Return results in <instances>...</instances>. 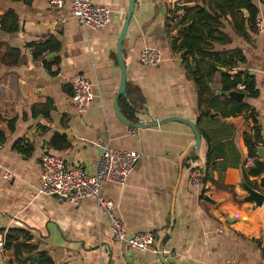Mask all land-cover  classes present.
Segmentation results:
<instances>
[{"label": "crops", "instance_id": "0c3cea01", "mask_svg": "<svg viewBox=\"0 0 264 264\" xmlns=\"http://www.w3.org/2000/svg\"><path fill=\"white\" fill-rule=\"evenodd\" d=\"M175 1L137 0L123 56L128 84L146 99L144 113H136L138 123L171 117L195 122L202 136L199 154L192 150L195 135L185 124L171 122L133 132L115 114L122 81L117 46L130 0H92L113 11L110 26L96 31L72 18V0H66L63 10L44 0H0V246L16 228L28 233L29 245L37 248L31 256L23 252L21 262L14 251L4 249L0 264H39V253L48 254L54 264H163L156 246L171 228L172 218V233L162 244L171 264H264V203L248 201L243 186L264 194V174L249 175L245 142L257 128L263 157L253 158L263 161L264 40L250 24L249 12L241 10L221 20L222 35H214L204 56L174 51V41L180 38L176 16L183 15L174 9ZM217 2L205 0V5L220 14ZM252 2L264 17V0ZM35 46L43 51L37 59ZM145 48L159 50L163 63L143 66L140 56ZM11 50L19 51L16 62ZM77 74L88 79L95 96L83 115L72 102L70 81ZM239 75L241 80H255L256 97L246 89L231 88ZM234 90L245 94L242 102L228 97ZM125 99L119 101L123 118L138 124L122 112ZM241 104L248 109L224 115ZM104 146L140 154L126 184H103L101 196L114 202V215L129 235L155 236L150 251L117 243L95 198L75 206L39 194L46 155L94 175ZM191 155L199 160L193 162ZM192 168L203 169V175L207 171L201 189L190 183ZM5 170L11 179L3 177Z\"/></svg>", "mask_w": 264, "mask_h": 264}, {"label": "built area", "instance_id": "2783aa9c", "mask_svg": "<svg viewBox=\"0 0 264 264\" xmlns=\"http://www.w3.org/2000/svg\"><path fill=\"white\" fill-rule=\"evenodd\" d=\"M44 1L57 10H63L66 7V0ZM70 14L83 28L94 31L110 26L113 19L111 9L97 6L92 0H72ZM255 27L264 40V17H258ZM163 61L162 53L157 49L145 48L141 51L140 62L143 66L158 67ZM70 85L76 113L78 115L87 113L95 98L91 83L85 76L77 74L71 79ZM238 88L242 91L246 89L243 85H239ZM261 88L264 91V68L261 74ZM133 132H136L135 129ZM139 158L138 152L114 150L104 146L96 173L91 175L82 167L69 166L60 157L46 155L42 159L39 194L57 198L75 206L80 205L86 199L95 198L100 211L108 217L111 223L114 240L117 243L140 252L150 251L155 245V236L152 233L129 235L127 226L114 215V202L106 201L101 196L103 184L112 183L119 186L126 184ZM254 164V158L249 157L247 167L251 169ZM2 175L8 180L13 177L7 170L3 171ZM190 183L198 189L203 187L204 175L201 170L191 171ZM4 252V247L0 246V253Z\"/></svg>", "mask_w": 264, "mask_h": 264}, {"label": "trees", "instance_id": "16d2710c", "mask_svg": "<svg viewBox=\"0 0 264 264\" xmlns=\"http://www.w3.org/2000/svg\"><path fill=\"white\" fill-rule=\"evenodd\" d=\"M10 2H19L21 0H7ZM203 4L198 7L190 8L183 13L181 18L176 16L178 19V24L176 25V29H180V38L181 42L178 44L179 39L174 41L173 49L174 51L183 52L187 51L188 54H199L200 56H204L206 51L211 48L209 44L210 41L214 40V35L218 33V35H222L220 29L222 28L221 20L226 17L228 13H231L232 16L235 17L236 14L240 13L241 10H246L250 14V24L256 30V21L259 17V10L257 6L252 2V0H219L215 4L216 9L221 11L220 14L215 13L213 6L210 5L209 8L205 5V0H184L186 4ZM2 29V28H1ZM219 41V39H215ZM16 53L15 57H13V61L16 62L17 58H19L18 50H11ZM43 51H41V47H34V57L37 59L41 57ZM211 74L215 72V67L211 65L210 69ZM239 85H244L246 87V92L251 97H256L258 91L256 90L255 80L249 76H246L244 80H241V75L231 82V88L236 89ZM230 88V87H228ZM227 88V89H228ZM123 107H126L123 109ZM146 107V99L143 96L140 89L127 84V98L122 100L121 108L122 112L129 117V119L138 123L139 120L136 118V113L142 112ZM247 104H241L235 107L229 113H224V115H236L244 112L248 109ZM126 109V110H125ZM124 110V111H123ZM246 146L249 150L250 157L258 158V151L260 148V143H262V139L259 136V131L255 130V135H246L245 136ZM189 159H192L193 162L198 161L195 155H191ZM211 161H207L206 167L210 166ZM186 166V165H185ZM196 168H192V171ZM198 170H203L201 168H197ZM207 170V168H206ZM264 174V160H256L254 167L249 170V175L258 177ZM207 171L204 173V181L208 179ZM262 187L264 189V179L262 181ZM31 236L19 229L12 228L8 231L4 239V249L14 251L15 257L18 262L23 260V252L27 255L31 256L33 253L37 251V248L29 245L31 241ZM262 254L264 256V248H262ZM39 264H54L52 259L48 254L39 253Z\"/></svg>", "mask_w": 264, "mask_h": 264}, {"label": "water", "instance_id": "95a60500", "mask_svg": "<svg viewBox=\"0 0 264 264\" xmlns=\"http://www.w3.org/2000/svg\"><path fill=\"white\" fill-rule=\"evenodd\" d=\"M136 2H137V0H130V6H129L128 14H127V19H126V22L124 24L120 38L118 40L117 57H118V62H119L120 68L122 70V81H121L120 88H119V90L115 96V100H114L115 114L125 125L130 126V127L134 128L135 130H139V129L144 130V129L154 128V127L162 126V125H165V124H168L171 122H178V123L185 124L192 129V131L195 135V143L192 147V150H194L197 154H199L200 149H201V144H202V136H201V133H200L195 122L187 120V119H183V118L171 117V118H167V119L161 120V121H157V120H154L151 118L150 121H143V122L138 123V124H133V123L127 122L123 118V116L120 112L119 101L121 98H127V84H128V81H127L128 72H127L126 62H125V59L123 56V44H124L126 36H127L130 21L133 17L134 11H135ZM194 5L195 4H181L179 0H176L173 4L174 9L176 11L180 12L181 14L184 13L185 10L193 8ZM228 97L233 98L236 101L242 102L243 99L245 98V94L234 90V91H231L228 93ZM142 113H144V112H139V114H142ZM215 115L211 114V117H214ZM258 155L260 157H263V149H259ZM243 186H244L245 190L247 191V193L249 194V196L247 197V200L255 203L257 206H262L264 203V194L253 190L252 188H250L247 185H243ZM176 192H177V189L174 193V204H175ZM173 227H174V218H172L171 228L168 230V232L165 235H163L159 239L157 246H156L158 254H159V258L163 264H171L166 259V257L164 256V253L162 252V244H163V241L165 240V238L172 233ZM26 261L27 260H25V262Z\"/></svg>", "mask_w": 264, "mask_h": 264}]
</instances>
